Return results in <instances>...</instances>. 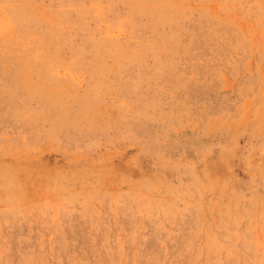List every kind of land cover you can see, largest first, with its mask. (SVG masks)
Wrapping results in <instances>:
<instances>
[{
    "label": "rangeland",
    "instance_id": "rangeland-1",
    "mask_svg": "<svg viewBox=\"0 0 264 264\" xmlns=\"http://www.w3.org/2000/svg\"><path fill=\"white\" fill-rule=\"evenodd\" d=\"M0 264H264V0H0Z\"/></svg>",
    "mask_w": 264,
    "mask_h": 264
},
{
    "label": "bare ground",
    "instance_id": "bare-ground-1",
    "mask_svg": "<svg viewBox=\"0 0 264 264\" xmlns=\"http://www.w3.org/2000/svg\"><path fill=\"white\" fill-rule=\"evenodd\" d=\"M3 13H4V11H3ZM21 55V54H20Z\"/></svg>",
    "mask_w": 264,
    "mask_h": 264
}]
</instances>
